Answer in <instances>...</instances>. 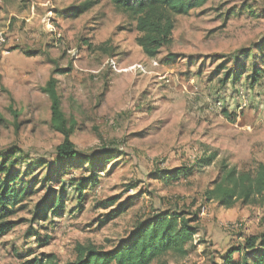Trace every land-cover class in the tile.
<instances>
[{
    "label": "rangeland",
    "instance_id": "1",
    "mask_svg": "<svg viewBox=\"0 0 264 264\" xmlns=\"http://www.w3.org/2000/svg\"><path fill=\"white\" fill-rule=\"evenodd\" d=\"M89 2L98 3L73 16ZM137 37L108 0H0V154H26L16 155L12 171L18 187L33 192L12 219L19 225L0 239V264L45 256L72 263L78 245L112 251L164 213L198 219L187 255L168 254L165 264H223L231 247L264 233V198L230 209L206 199L223 166L254 172L264 163V80L255 88L246 80L253 65L264 69V0H211L178 17L172 44L156 59ZM235 63L245 76L221 84ZM55 70L66 71L54 78L76 123L71 141L92 161L51 166L64 138L51 127L41 89ZM211 154V166L196 167ZM61 179L62 215L50 210L32 223L47 197L53 205Z\"/></svg>",
    "mask_w": 264,
    "mask_h": 264
},
{
    "label": "trees",
    "instance_id": "2",
    "mask_svg": "<svg viewBox=\"0 0 264 264\" xmlns=\"http://www.w3.org/2000/svg\"><path fill=\"white\" fill-rule=\"evenodd\" d=\"M108 1L120 14L135 24V31L138 33L136 39L138 46L143 49L144 54L149 59H156L162 49L172 44L176 19L190 15L193 10L205 6L211 0ZM97 3L83 4L80 9L74 12L73 16L83 15ZM261 59L264 64V54H262ZM251 69V75L247 76L246 80L250 88H255L264 80V69L256 65H253ZM65 72V70H55L45 87L41 89L51 102V127L64 138L62 144L55 149V161L51 166L73 160L87 159L92 161L94 159L83 156L71 141L76 123L69 120L63 111L62 97L57 89L58 81L54 78L55 75ZM244 76L245 67L237 66L235 63L230 70L225 72L221 84L231 83L235 86ZM223 113L229 116L227 111ZM17 154L26 156L22 150L11 152L10 156L3 157L0 154V176H3L0 178V239L10 234L19 225L12 219L18 211L26 208L24 205L26 199L33 196V192L28 188L17 185L19 176L12 171ZM216 158L217 154H211L199 160L196 167L199 169L209 167ZM181 171H183L182 168L175 170L170 177L178 179ZM221 171L220 180L215 182L213 188L206 192L207 201H216L219 205L230 209L237 203L250 205L260 198H264V163L259 164L254 172H242L237 168H229L228 166H223ZM65 176L66 174L62 178L64 179ZM63 179H61L60 192L53 200V205L48 204L50 197H47L48 200L37 207L32 223L39 224L38 222L47 219L50 210L54 211L52 214L54 217L62 215L64 203L62 195L67 189V182H63ZM72 187L73 185H71V189H73ZM75 191L76 197L83 201L86 191L84 183L80 182ZM115 212L121 213V209ZM197 220V216H194L193 219H187L183 213L177 212L158 214L139 224L132 234L112 251H105L93 245H78L76 260L66 264H153L162 262L168 254L186 256L187 247L193 243L197 233L196 228L192 227L191 223ZM31 229L27 236L34 238ZM48 243L49 239L43 245H48ZM236 254L240 256L238 260L234 259ZM21 264L59 263L53 257L45 256L41 259L25 260ZM162 264L165 263L162 262ZM223 264H264V233L245 237L241 244L231 247L223 256Z\"/></svg>",
    "mask_w": 264,
    "mask_h": 264
},
{
    "label": "built area",
    "instance_id": "3",
    "mask_svg": "<svg viewBox=\"0 0 264 264\" xmlns=\"http://www.w3.org/2000/svg\"><path fill=\"white\" fill-rule=\"evenodd\" d=\"M154 61V60H153ZM154 63V65L155 66H158V64H157V62H153ZM137 68L139 69V71H142V72H144V67L142 66V65H139V66H137ZM247 105H246V103H244L243 104V107H246Z\"/></svg>",
    "mask_w": 264,
    "mask_h": 264
}]
</instances>
